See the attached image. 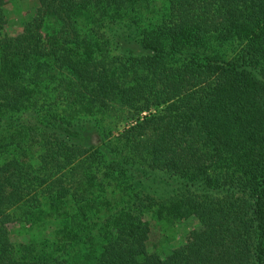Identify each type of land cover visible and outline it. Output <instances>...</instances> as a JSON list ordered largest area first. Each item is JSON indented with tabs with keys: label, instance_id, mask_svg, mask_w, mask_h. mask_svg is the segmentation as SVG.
Here are the masks:
<instances>
[{
	"label": "trees",
	"instance_id": "obj_1",
	"mask_svg": "<svg viewBox=\"0 0 264 264\" xmlns=\"http://www.w3.org/2000/svg\"><path fill=\"white\" fill-rule=\"evenodd\" d=\"M10 1L0 264H264V0H37L11 32ZM106 117L126 123L116 146ZM22 221L58 229L21 246Z\"/></svg>",
	"mask_w": 264,
	"mask_h": 264
},
{
	"label": "rangeland",
	"instance_id": "obj_2",
	"mask_svg": "<svg viewBox=\"0 0 264 264\" xmlns=\"http://www.w3.org/2000/svg\"><path fill=\"white\" fill-rule=\"evenodd\" d=\"M38 2L37 0H11L6 5V15L8 19V23L6 28L7 31H14L16 28H18L21 23L24 22L25 17L31 16L35 9L37 8ZM163 6L161 3H157V7L160 8ZM165 6V5H164ZM33 16V15H32ZM99 117V116H98ZM118 118L113 117H106L104 121H101L100 119V135L101 138L107 142L108 144H112L113 146H116L118 140V135L123 130L125 126V121H117ZM114 120V121H112ZM119 120V119H118ZM112 186L110 189H108L106 196L107 199L112 203H116V199L119 198L120 193H118L117 188ZM122 205V204H121ZM111 208L103 209L101 212L93 215L90 220H88L89 223V229H88V235L89 237L94 238V241L101 240L103 241V233L106 231H110L111 229V221L109 220V215ZM196 221L193 219L190 220H182L176 224V230L174 233V237L172 239V242L169 241V245L163 244L162 246L165 247V251H168L169 249H172L173 247L180 245L186 238L189 231L195 226ZM47 229V230H46ZM48 229H58L57 225L53 224L52 221H47L46 223L39 222L37 224H27L26 222H20L18 224H15L11 227V235L12 240L14 243L24 246L26 245L30 239H33L35 241H40L43 239L42 236H44L45 233L48 232ZM86 239V237L84 238ZM166 243V242H165ZM91 244V243H90ZM88 244H81L80 248L83 249L78 254V259L84 260L87 259L92 253H90L89 250H85L84 248H88Z\"/></svg>",
	"mask_w": 264,
	"mask_h": 264
}]
</instances>
